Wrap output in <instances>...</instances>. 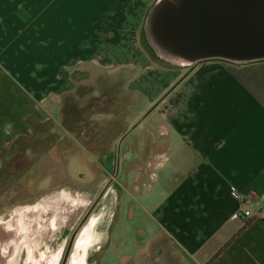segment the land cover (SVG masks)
Returning a JSON list of instances; mask_svg holds the SVG:
<instances>
[{
    "label": "crops",
    "instance_id": "obj_1",
    "mask_svg": "<svg viewBox=\"0 0 264 264\" xmlns=\"http://www.w3.org/2000/svg\"><path fill=\"white\" fill-rule=\"evenodd\" d=\"M140 4L0 0V156L44 115L45 102L69 89L72 67L143 59L132 43ZM144 61L140 90L149 103L179 71H152ZM152 110L160 122L158 151L150 132L142 148L159 154L150 176L156 180L127 194L126 218L117 200L114 253L104 264H264V218L234 216L242 202L232 194L264 200V59L200 61L146 113ZM139 148L128 147L133 155Z\"/></svg>",
    "mask_w": 264,
    "mask_h": 264
},
{
    "label": "rangeland",
    "instance_id": "obj_2",
    "mask_svg": "<svg viewBox=\"0 0 264 264\" xmlns=\"http://www.w3.org/2000/svg\"><path fill=\"white\" fill-rule=\"evenodd\" d=\"M140 1L132 43L146 68H176L179 77L189 64L158 56L146 29L150 8L165 0ZM143 59L136 57L134 64L112 67L92 63L72 67L66 75L69 89L45 102L44 115L33 120L29 132L0 156V264H26L30 251L42 260L41 255L58 247L56 264H61L68 243L69 252L79 228L89 220L82 248L84 263L104 264L106 257L111 258L117 200L122 198L120 212L126 218L127 194L146 186L147 180L155 183L156 178L150 176L160 159L158 153L148 154L142 148L149 144L150 132L151 146L158 151V117L154 110L141 115L164 92L148 103V94L140 90L147 81L139 65ZM150 78L151 82L156 79L154 74ZM132 79L135 85L129 88L126 83ZM132 145L140 146L134 155L128 149ZM30 207L34 209L23 211ZM126 225L124 220L122 227Z\"/></svg>",
    "mask_w": 264,
    "mask_h": 264
},
{
    "label": "water",
    "instance_id": "obj_3",
    "mask_svg": "<svg viewBox=\"0 0 264 264\" xmlns=\"http://www.w3.org/2000/svg\"><path fill=\"white\" fill-rule=\"evenodd\" d=\"M148 29L160 46L189 64L165 92L200 61L242 63L264 59V0L165 1L157 5Z\"/></svg>",
    "mask_w": 264,
    "mask_h": 264
},
{
    "label": "bare ground",
    "instance_id": "obj_4",
    "mask_svg": "<svg viewBox=\"0 0 264 264\" xmlns=\"http://www.w3.org/2000/svg\"><path fill=\"white\" fill-rule=\"evenodd\" d=\"M165 1H171V0H165ZM157 5L158 4L153 5L150 8L147 19H146L147 20L146 29L148 33L149 42L154 47L157 55L160 56L161 58L167 61H170L172 63H176V64H187L188 61L185 58L178 57L174 54L169 53L168 50L160 46L159 43L151 36L148 26H149V21L152 19L153 13L157 8ZM62 198L66 199L67 197L62 196ZM33 209H34L33 207H30V208H25L23 211H31ZM91 223H92V220H89L87 223L82 225L80 229L78 230V234L75 237L71 245V248L69 249V252L67 251L66 253L67 256L65 258L64 264H85L83 260V249H82L84 246L83 240H84L87 230L91 227ZM60 250L61 248L58 247L56 250L52 251L51 253L44 255V257L41 255L40 258H42V260H39V259L37 260L36 254L34 252L31 253L30 251L27 256L26 264H56L57 260L59 259Z\"/></svg>",
    "mask_w": 264,
    "mask_h": 264
},
{
    "label": "built area",
    "instance_id": "obj_5",
    "mask_svg": "<svg viewBox=\"0 0 264 264\" xmlns=\"http://www.w3.org/2000/svg\"><path fill=\"white\" fill-rule=\"evenodd\" d=\"M232 194L242 202V205L234 211V216L243 219L253 216L264 218V200L259 203L256 195L244 194L236 189H232Z\"/></svg>",
    "mask_w": 264,
    "mask_h": 264
},
{
    "label": "flooded vegetation",
    "instance_id": "obj_6",
    "mask_svg": "<svg viewBox=\"0 0 264 264\" xmlns=\"http://www.w3.org/2000/svg\"><path fill=\"white\" fill-rule=\"evenodd\" d=\"M118 149V144L116 145V150ZM118 158H117V156H116V159H115V161L117 160ZM80 229V228H79Z\"/></svg>",
    "mask_w": 264,
    "mask_h": 264
}]
</instances>
